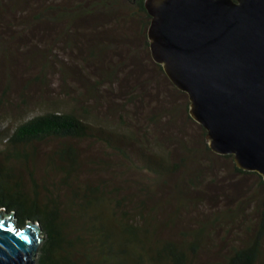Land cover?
Masks as SVG:
<instances>
[{"label":"trees","instance_id":"trees-1","mask_svg":"<svg viewBox=\"0 0 264 264\" xmlns=\"http://www.w3.org/2000/svg\"><path fill=\"white\" fill-rule=\"evenodd\" d=\"M50 1L0 0V64H11L8 53L14 45H20L19 51L25 64H69V57L64 58L56 49L61 45L62 52L66 51L69 55V28L75 24L88 26L103 19L102 16L111 11V5L118 2H126L131 14L145 20V26L151 19L145 0H116L113 4L109 0H81L70 9L69 0H54L56 4ZM34 7L39 11L31 18H18L19 10L23 14ZM40 26L44 29L55 28L53 43L40 48L39 39L31 50L27 40ZM59 27L61 30H58ZM145 39L149 49L148 36ZM90 47L89 56L82 59L83 64L100 60L99 51L105 52L98 40ZM106 50H110V47ZM100 63L105 64V60H100ZM155 63L159 71H164L161 64ZM178 91L186 93L180 89ZM82 109L85 115L81 116L74 107L31 115L17 121L6 135L0 128V212L5 210L11 213L19 226H24L28 220L39 223L41 239L35 264H264V180L258 172L237 167L231 154L214 152L201 125V144L205 154L210 156L207 162H201L192 148L182 147L183 155L173 162L166 149V141L160 142L159 151L155 140L150 145L140 143L151 153L142 163V167L152 174L150 181L140 186L145 193H151L147 198L152 200L155 196L156 181L165 184L164 177L170 178L178 172H181L183 179L168 198L154 199L153 205L148 208L145 200H140L138 215L130 214L123 209L120 200L111 197L116 189H107L104 181L93 185L78 182L80 153L74 142L92 137L85 120L88 111L84 107ZM122 123H125L123 135L136 141L130 124ZM93 134L95 139L126 157L122 149L114 145L116 138L112 135H106L104 131ZM48 139H56L60 144L47 156L45 175L38 182L34 176L39 161L38 145ZM179 144H183L182 140ZM220 158L231 161L235 173L256 175L257 188L253 193L260 199L256 208L257 218H242L240 208L217 209L210 219L198 220L195 228L185 231L182 239L159 237L158 224L167 205L173 199L177 200V203L173 202L177 212L187 210L194 200L188 199L189 190L196 188L205 174L216 172L210 163ZM48 172L57 173L59 178L50 180ZM64 187L69 189V193H64ZM222 220L242 221L237 226L228 225L223 229L225 232L220 241L223 242L222 248L227 247L228 252L221 259L197 262L201 248L212 245V232L223 228ZM168 221L172 223L173 218L169 217ZM241 226L245 233H235L237 238L230 240L234 229Z\"/></svg>","mask_w":264,"mask_h":264},{"label":"rangeland","instance_id":"rangeland-1","mask_svg":"<svg viewBox=\"0 0 264 264\" xmlns=\"http://www.w3.org/2000/svg\"><path fill=\"white\" fill-rule=\"evenodd\" d=\"M80 1L69 0V9ZM109 1L112 4L116 2ZM50 3L57 2L51 0ZM118 3L111 5V11L106 12L103 19L88 26L75 24L69 28V55L66 51L62 52L61 45L56 48L64 58L69 57V64H25L19 51L20 45L11 47L12 51L8 53L11 64H0V128L6 135L17 121L31 115L73 107L79 115H85L82 108H86L85 120L92 137L74 142L80 153L78 182L93 185L104 181L107 189H116L111 197L120 200L123 209L130 214L138 215L140 200H145L148 208L153 205L154 199L174 194V187L183 179L178 172L170 178L164 177L166 186L156 181L155 196L152 200L147 198L151 193H145L140 186L152 178L151 172L142 167L146 155L151 153L140 143L150 145L155 140L159 151L160 142L166 141V149L173 162L183 155L182 147L192 148L201 162H207L210 156L205 154L201 144L203 129L189 114L187 93L176 89L164 76L165 72L158 70L150 55L145 39L149 24L145 26L143 18L131 14L126 2ZM19 11V19H29L39 9L34 7L23 14ZM33 33L27 40L31 50L39 39L40 48L47 43L51 45L56 31L55 28L40 26ZM97 40L103 45L105 52L103 54L98 50V56L100 60H105V64H99L100 60L93 61L95 64H83L82 59L89 56L90 46ZM107 47L110 50H106ZM122 122L130 124L136 141L123 135L125 123ZM103 131L116 138L114 145L121 148L126 157L93 137V133L98 135ZM181 140L183 144L180 146ZM59 144L56 139H48L38 145L39 161L34 172L38 182L45 175L47 156ZM210 166L216 172L205 174L197 187L189 190L188 199L194 200L187 210L177 212L173 205L177 200L172 199L167 205L160 216L159 237L182 239L185 231L195 228L198 220L210 219L217 209L240 208L242 218H257L256 208L260 199L253 193L257 188L256 175L235 173L233 163L222 158L211 162ZM48 175L53 181L59 178L55 172H48ZM64 191L66 193L69 189L64 187ZM169 217L173 218L174 224L169 223ZM237 223L239 225L242 221ZM237 223L222 220L223 228L212 232L213 243L201 248L197 262L221 259L228 252L227 247L222 248L223 242L220 241L224 236L223 229L228 225L237 226ZM235 229L230 240L237 238L235 233H245L243 226Z\"/></svg>","mask_w":264,"mask_h":264},{"label":"water","instance_id":"water-1","mask_svg":"<svg viewBox=\"0 0 264 264\" xmlns=\"http://www.w3.org/2000/svg\"><path fill=\"white\" fill-rule=\"evenodd\" d=\"M152 59L189 98L210 148L264 180V0H145ZM37 221L0 212V264H35Z\"/></svg>","mask_w":264,"mask_h":264}]
</instances>
